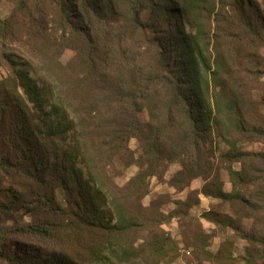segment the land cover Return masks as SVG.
I'll list each match as a JSON object with an SVG mask.
<instances>
[{
	"label": "trees",
	"instance_id": "trees-1",
	"mask_svg": "<svg viewBox=\"0 0 264 264\" xmlns=\"http://www.w3.org/2000/svg\"><path fill=\"white\" fill-rule=\"evenodd\" d=\"M8 2L10 15L0 17V65L9 71L0 80V172L8 179L0 188V262L131 263L142 254L123 238L148 222L141 201L149 181H164L177 164L170 187L200 178L199 195L244 207L241 222L211 210L201 219L240 235L247 262L264 264V206L245 194L250 184L264 186V150L242 145L264 143V123L246 115L242 85L264 78L258 0ZM12 44L30 47L34 58ZM32 69L44 71L42 83ZM214 134L226 147L220 156ZM132 165L137 173L120 187L114 178ZM175 215L159 213V223ZM23 216L35 220L15 226ZM169 242L159 234L149 249L160 260Z\"/></svg>",
	"mask_w": 264,
	"mask_h": 264
},
{
	"label": "rangeland",
	"instance_id": "rangeland-1",
	"mask_svg": "<svg viewBox=\"0 0 264 264\" xmlns=\"http://www.w3.org/2000/svg\"><path fill=\"white\" fill-rule=\"evenodd\" d=\"M258 2L264 9V0H258ZM11 11L12 4L9 3L8 0H0V17L5 18L9 16ZM10 49H16L21 55L34 58L31 53V48L28 46L12 44ZM257 62H259V60H257ZM39 72V69H32L31 76L40 84L43 80L44 71L41 73ZM8 74V69L0 65V80ZM242 85L245 95L246 115L254 120H257L259 117L261 123H264V78L258 83L252 81L251 78H246L243 79ZM212 143L215 155L220 156L221 152L226 148L225 145L218 140L216 134L212 137ZM242 145L248 152H259L264 150V143L262 142L252 144L243 143ZM128 147L133 154H138V146L134 140L128 143ZM2 152L5 151L3 147H0V153ZM234 168L238 170L239 166L235 165ZM179 169L177 164H172L168 167L164 181H159L156 178L150 179L148 194L141 201V206L146 209L145 218L148 219V222H145L144 229L138 234H131L123 238L124 245L133 244L142 256L131 263L115 262V264H155L157 261L158 264H250L247 262L248 258L246 260L245 257L247 242L240 235L234 233L229 228L223 229L201 219V214L203 212L211 210L221 216H230L236 221L241 222L244 215L247 216L244 207L236 203L230 204L199 195L198 192L204 185V181L200 178L194 180L190 187L184 190H177L170 187L167 181H169ZM253 169L259 168L254 167ZM137 171V167L132 165L124 171L122 176L115 177L114 180L121 187L128 182ZM220 178L223 191L230 193L232 191V186L228 173L225 170L220 171ZM7 181V177L0 172V188L2 186H7ZM245 194L247 198L252 199V202H256V204L263 208L264 186L250 184L248 187H245ZM56 199L60 204H64L63 192L61 189L56 192ZM176 202H185V205L178 207ZM260 210V216H264V210ZM176 211V217H172L167 221H160L159 223V213L168 215ZM16 219L18 220L17 225H15L17 227L22 226L23 223H29L35 220L29 216H23V219L17 217ZM6 224L15 231L14 225H11L13 224L12 221H7ZM246 224L250 225L252 222L248 221ZM159 234H162L165 238L170 240L168 246L170 250H168L167 254L162 255V259L160 260L157 258L156 252L149 249V243L154 241L155 236ZM14 238L20 242L36 244L35 239L30 235L25 236L22 233H16ZM220 249L226 255L224 258L211 259L208 255H205L207 252L208 254L215 255ZM0 264L3 263L0 262Z\"/></svg>",
	"mask_w": 264,
	"mask_h": 264
}]
</instances>
